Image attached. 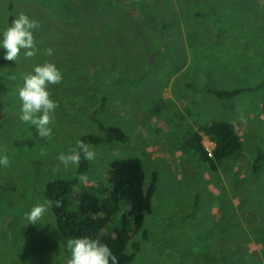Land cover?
I'll list each match as a JSON object with an SVG mask.
<instances>
[{
	"label": "rangeland",
	"instance_id": "1",
	"mask_svg": "<svg viewBox=\"0 0 264 264\" xmlns=\"http://www.w3.org/2000/svg\"><path fill=\"white\" fill-rule=\"evenodd\" d=\"M20 13L40 27L36 56L21 50L7 61L0 49V154L10 157L0 166V264H67L50 211L35 225L24 214L46 201L50 177L72 176L75 166L52 169L79 135L98 132L91 117L127 140L90 146L96 158L72 200L84 186L107 185L113 159L138 157L145 187L156 174L125 264H264V84L225 100L206 91L264 80V0H0V31ZM45 60L63 76L48 89L59 105L48 141L19 120L17 96ZM212 120L233 123L240 140L216 171L191 146ZM201 142L209 152L212 142ZM257 150L263 162L253 171Z\"/></svg>",
	"mask_w": 264,
	"mask_h": 264
},
{
	"label": "trees",
	"instance_id": "2",
	"mask_svg": "<svg viewBox=\"0 0 264 264\" xmlns=\"http://www.w3.org/2000/svg\"><path fill=\"white\" fill-rule=\"evenodd\" d=\"M122 2V1H120ZM264 80L255 86H237L231 89L206 88L217 99L225 100L247 91L258 90ZM104 98H102L103 100ZM102 107V105H101ZM97 133H83L77 141L89 146H99L112 142H125L126 135L114 125H105L96 117H91ZM192 134V148L211 171H216L221 162L235 155L240 148V140L233 123L226 120H212ZM202 135L212 142L208 152L201 142ZM263 154L257 150L251 169H259ZM89 162L81 154L79 167H75L71 177H50L41 186L44 199L51 204L49 208L59 236L68 238L90 237L99 239L109 246L117 256L119 264L133 259L139 244L130 241L131 233L139 229L143 218L151 211V197L156 187V174L144 186V169L138 157H123L108 161L107 185L95 183L84 186L76 200L70 198L78 175L84 173ZM60 201V207L55 202ZM120 213H119V212ZM120 215V216H118ZM115 219V220H114ZM129 227L134 230H129ZM127 244L131 250L126 251Z\"/></svg>",
	"mask_w": 264,
	"mask_h": 264
},
{
	"label": "clouds",
	"instance_id": "3",
	"mask_svg": "<svg viewBox=\"0 0 264 264\" xmlns=\"http://www.w3.org/2000/svg\"><path fill=\"white\" fill-rule=\"evenodd\" d=\"M40 24L30 19L26 14L20 13L2 31H0V49L4 50L3 59L16 61L21 50H24L26 58H32L37 54V45L33 35ZM52 48L44 50L45 56H51ZM63 79L61 71L53 62L45 60L43 63L36 64L31 73L23 77V84L17 89V96L20 102L19 120L36 130L38 137L50 140L53 135L51 125L54 122V114L59 107L58 102L51 98L48 90L50 85H57ZM43 154V153H42ZM81 154L87 161L96 158L95 151L89 144L77 141L75 147L67 153L60 152L56 159L59 162L53 166L52 171L57 172L63 166L65 170L75 166L79 167ZM10 157L0 154V166L9 167ZM77 179L84 181L87 179L85 174H80ZM56 207H60V201L55 202ZM51 204L45 201L34 205L30 211L24 214L27 224H40L45 217ZM69 253L67 264H119L118 258L113 254L108 245L99 239L90 237L68 238L64 245Z\"/></svg>",
	"mask_w": 264,
	"mask_h": 264
}]
</instances>
